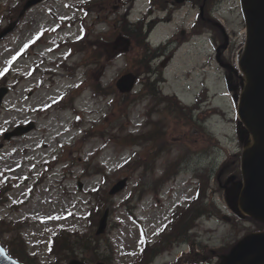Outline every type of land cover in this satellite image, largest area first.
I'll list each match as a JSON object with an SVG mask.
<instances>
[{
	"label": "rangeland",
	"instance_id": "rangeland-1",
	"mask_svg": "<svg viewBox=\"0 0 264 264\" xmlns=\"http://www.w3.org/2000/svg\"><path fill=\"white\" fill-rule=\"evenodd\" d=\"M81 2L83 0H43L29 9L13 31L0 40V71L6 70V82L12 85L0 106V142H4L3 131L30 119L35 122L33 130L10 138L0 149V186L5 185V202L0 204L1 239L7 244L12 242L13 247L23 251L25 256L32 255L37 264H67L72 257L71 250L64 246L60 252L56 245L54 249L52 244L49 247L50 234L63 227L64 233H70L69 230L92 235L96 226L81 218L86 201L92 198L95 204H99V209L109 208L107 228L96 239L108 264H127L130 260L140 264L144 261L136 257L140 242L154 240L174 208L192 197L191 178L206 177L210 189L206 190L209 193L208 214L213 216L205 215L193 223L189 239L195 240L197 248L192 249V253L199 249L203 256L208 255L211 249L230 245L241 234L254 229L251 220L231 214L217 182L220 170H223L221 181L225 179L224 171L234 170L229 156L240 146L235 130L238 121L232 118L235 112L231 101L227 97L214 96L217 90H223L216 75H210L212 90L208 91V96L211 105H219L224 112L216 108L202 110L201 125L170 111L173 105H168V100L162 99L158 93L137 101L141 96L138 94L140 84L129 95L119 94L115 84L117 78L128 70L143 69L136 59L140 55L138 50H141L138 47L132 46L118 55L114 51L117 56L109 58L110 49L116 43L113 39L118 35L117 19L127 5L121 4L120 0L92 3L86 20L88 36L85 40L95 48L86 50L83 45L77 46L76 54L63 62L65 48L59 54L45 52L49 44L44 41L48 39L84 37L82 26L85 28V24L80 23L78 27L64 24L73 18L72 5ZM19 3V0H0V28L9 20L7 8ZM132 4L129 18L135 20L139 10L144 8L141 0H133ZM192 15L191 11L186 21H190ZM218 15L235 32L237 47L233 56L239 54L245 36L239 0H228ZM173 25L170 22L160 24L150 39L160 40ZM120 44L122 42H118ZM24 47L28 48V55H22ZM206 53V46L199 40L180 47L166 69L159 71L166 79L161 85L163 91L177 93L182 101L192 103L200 85L196 72L190 69ZM42 56L49 61L53 75L37 72L34 65ZM80 79H85V83L78 86ZM98 81L102 86H110L96 89L91 82ZM68 87L74 96L52 106L51 99L60 96ZM82 88L84 93L81 94ZM117 94L135 101L130 105V102L116 101ZM151 102L157 103V107ZM71 104L72 107L67 106ZM215 111L219 114H213ZM144 112L155 120V124L149 122L147 133L141 127ZM80 115L83 119L73 126L72 120ZM198 115L195 114L194 120H199ZM142 132L154 134V140L140 141L139 135L135 134ZM105 136L114 139L101 149ZM132 142L138 145H130ZM144 148L147 151L142 155ZM136 151L139 153L134 156ZM56 152L60 160L52 169H47V164L41 166L42 160ZM132 158L133 161L125 165ZM96 163L104 166L106 178L95 174L101 170ZM41 168H44L43 172ZM123 178L127 179L124 188L109 195L111 186ZM77 182H80L81 189ZM207 183L205 180L204 185ZM97 186H100L97 193L90 191ZM158 194H161L160 198ZM201 201L200 195L197 204L189 208L192 216L201 208ZM219 206L221 210H218ZM127 209L133 210L139 220L130 218ZM169 235L174 236L166 240ZM183 238L186 235H182L180 227L175 225L160 240L157 246L160 255L152 264H170L180 254L183 258L178 264L184 261L185 264H209L208 261L200 262L203 260L196 255L186 257L189 246L181 242Z\"/></svg>",
	"mask_w": 264,
	"mask_h": 264
},
{
	"label": "water",
	"instance_id": "water-1",
	"mask_svg": "<svg viewBox=\"0 0 264 264\" xmlns=\"http://www.w3.org/2000/svg\"><path fill=\"white\" fill-rule=\"evenodd\" d=\"M40 0H28L23 9ZM246 24V44L239 61L246 77V84L240 95L239 115L246 129L239 130L240 139L247 133L253 139L251 146L242 154L243 181L237 182L231 194H227L229 205L234 210L241 208L256 219L264 221V0H241ZM7 27L0 35L7 32ZM126 49V48H125ZM133 73L122 75L117 80L120 91H130L135 82ZM5 88L0 89V101ZM26 128H17L18 133ZM123 184L119 182L111 189L116 192ZM107 212L100 220L97 233L105 227ZM0 264H20L10 258L0 246ZM69 264H84L73 259ZM104 264V263H97ZM220 264H264V231L244 236L224 257Z\"/></svg>",
	"mask_w": 264,
	"mask_h": 264
},
{
	"label": "flooded vegetation",
	"instance_id": "flooded-vegetation-1",
	"mask_svg": "<svg viewBox=\"0 0 264 264\" xmlns=\"http://www.w3.org/2000/svg\"><path fill=\"white\" fill-rule=\"evenodd\" d=\"M214 2L215 0H147L149 8L147 11L148 15L145 17V22L148 27L146 34L149 39L160 24H165L172 20V18L179 14L180 10L186 5L192 6L190 10L195 11L190 26L186 25V20L182 19L181 23H177V25L180 26L173 25L172 30L165 38H161L160 40L150 39L153 46L151 62L154 64L151 71H153L154 75L159 71V66L168 62L172 58L173 53L181 47L187 36V30H191V26H194V23H199L200 20L205 19L213 26L217 27V29H214V27L209 28L210 36L202 39L208 45L212 53L209 62L214 64L217 72L216 80L220 81L224 88L228 86L227 82L233 88H237L241 85V79L234 71L232 65L234 63L233 54L237 47L235 41L237 36L230 29L225 30L221 26V20L212 16ZM160 13H162V15H160ZM141 16H143V14H141ZM229 94L230 98L233 99L235 93L231 92ZM207 101L208 100L203 101L202 103Z\"/></svg>",
	"mask_w": 264,
	"mask_h": 264
},
{
	"label": "trees",
	"instance_id": "trees-1",
	"mask_svg": "<svg viewBox=\"0 0 264 264\" xmlns=\"http://www.w3.org/2000/svg\"><path fill=\"white\" fill-rule=\"evenodd\" d=\"M204 212V211H203ZM258 224L260 225V228H264V223L258 221ZM189 225L186 226V229ZM92 244V238L88 237L86 235H79L77 233H62V235L59 236V238L56 240L55 245L58 247L59 251L62 252L64 246H67L69 250H71V256H74V249L75 247H90L92 248L89 253L82 254L84 255V258H89L90 261H94L99 257V254L94 250L95 247L91 245ZM65 249V248H64ZM94 250V252H93ZM9 253L11 255L16 256L17 258L24 259V254L21 251L13 249L11 252L8 249ZM27 258V257H26ZM83 258V259H84Z\"/></svg>",
	"mask_w": 264,
	"mask_h": 264
}]
</instances>
